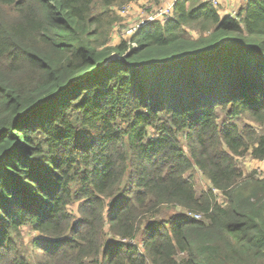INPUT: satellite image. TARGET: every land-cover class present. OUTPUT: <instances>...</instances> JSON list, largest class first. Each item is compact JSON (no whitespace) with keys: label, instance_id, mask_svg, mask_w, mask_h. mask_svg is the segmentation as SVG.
Listing matches in <instances>:
<instances>
[{"label":"trees","instance_id":"obj_1","mask_svg":"<svg viewBox=\"0 0 264 264\" xmlns=\"http://www.w3.org/2000/svg\"><path fill=\"white\" fill-rule=\"evenodd\" d=\"M136 1L0 0V264H264V0Z\"/></svg>","mask_w":264,"mask_h":264},{"label":"rangeland","instance_id":"obj_2","mask_svg":"<svg viewBox=\"0 0 264 264\" xmlns=\"http://www.w3.org/2000/svg\"><path fill=\"white\" fill-rule=\"evenodd\" d=\"M118 4H121L120 2ZM128 6V5H127ZM127 6H118V7H114L115 10L117 12V14L119 15V17L123 20V22H121L119 25L114 27V34L111 37V42L110 45H116L118 43H120L121 41H129L133 35H135L136 33H129L130 29L133 27H136L139 24L138 22H127V17L126 15L123 13L125 8ZM122 7V8H121ZM132 45V44H131ZM119 56L117 54H115L113 56L114 59H117ZM247 121H240V125L244 126L246 125ZM239 165L246 171V172H250L253 170H257V171H261L260 168L257 165H260L259 162H255L250 156H247L244 159H239ZM264 165L262 164V167ZM194 182L196 185V188L198 190L199 193L202 192H206L210 189V184L208 183L207 179L202 176V174L200 172L195 173L194 175ZM216 196L218 198V202L220 204H223L225 199L223 197V195L219 192H216ZM73 209L76 211V207H73ZM171 213H177L176 210L173 209H167L163 212V216L169 215ZM170 218V217H169ZM22 236H23V241L25 242V244L27 243H32L33 240L35 239V236H37V233L32 232V230H23L22 232ZM18 242H21V237L18 238ZM140 241H137V243L139 244Z\"/></svg>","mask_w":264,"mask_h":264},{"label":"crops","instance_id":"obj_3","mask_svg":"<svg viewBox=\"0 0 264 264\" xmlns=\"http://www.w3.org/2000/svg\"><path fill=\"white\" fill-rule=\"evenodd\" d=\"M178 0H165L162 3L154 2V0H139L132 2L131 9L126 14L127 22H142L145 21L147 16L153 15L154 12L160 7H169L173 5V9ZM220 6L217 7L221 17H228L231 13H237L246 3V0H219ZM208 2V0H204ZM209 3V2H208ZM210 4V3H209ZM212 5V4H211ZM148 7V9H147ZM145 16V17H144Z\"/></svg>","mask_w":264,"mask_h":264},{"label":"built area","instance_id":"obj_4","mask_svg":"<svg viewBox=\"0 0 264 264\" xmlns=\"http://www.w3.org/2000/svg\"><path fill=\"white\" fill-rule=\"evenodd\" d=\"M165 0H154V2L157 3H162ZM208 2L210 4H212L214 7H219L220 6V1L219 0H208ZM131 6L128 5L125 10H124V14H128L130 12ZM148 9V7H147ZM173 11V5L169 6V7H162L160 6L153 15H149L147 16V18L145 19V21L139 22V24L136 27H133L130 29L129 33H137L139 30L147 27L148 25L152 24V23H156V22H164L166 21L172 14ZM237 16V13H231L228 18H235ZM145 17V16H144ZM196 219H200V216H195Z\"/></svg>","mask_w":264,"mask_h":264},{"label":"clouds","instance_id":"obj_5","mask_svg":"<svg viewBox=\"0 0 264 264\" xmlns=\"http://www.w3.org/2000/svg\"><path fill=\"white\" fill-rule=\"evenodd\" d=\"M130 6H131V4H130Z\"/></svg>","mask_w":264,"mask_h":264}]
</instances>
